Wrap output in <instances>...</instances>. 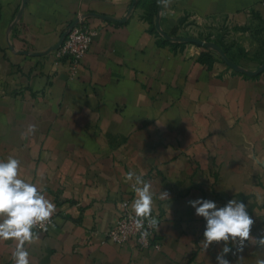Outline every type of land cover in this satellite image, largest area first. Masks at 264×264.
<instances>
[{"label": "crops", "instance_id": "obj_1", "mask_svg": "<svg viewBox=\"0 0 264 264\" xmlns=\"http://www.w3.org/2000/svg\"><path fill=\"white\" fill-rule=\"evenodd\" d=\"M0 0V159L56 205L53 224L26 244L30 264H217L206 251V221L187 202L248 205L264 232V70H236L215 50L169 40L182 18L264 26V0ZM171 13V14H170ZM83 17L97 29L76 74L54 46ZM253 54L258 42L239 32ZM157 121L161 124H158ZM36 125L25 134L28 124ZM143 172L157 193L159 248L118 244L107 231ZM167 191L169 199H159ZM16 241L0 239V264H14ZM226 258L256 264L249 245Z\"/></svg>", "mask_w": 264, "mask_h": 264}, {"label": "clouds", "instance_id": "obj_2", "mask_svg": "<svg viewBox=\"0 0 264 264\" xmlns=\"http://www.w3.org/2000/svg\"><path fill=\"white\" fill-rule=\"evenodd\" d=\"M160 3L162 7H167L170 0H160ZM35 131L36 125L30 123L25 134ZM21 169V161L14 156L0 159V239L16 241L12 253L14 264H30L26 244L30 245L39 238L35 228L47 231L56 205L46 197L43 187L25 178ZM125 181L131 182L135 193L132 203L135 227L140 231L141 238L146 239L149 232L145 230V221L148 228L159 226L153 216L157 193L153 191L152 184L144 179L143 172L130 170L125 175ZM169 198L167 191H160L159 199ZM187 203L195 209L197 216L206 221L201 241L203 249L206 251L214 242L222 244L216 256L217 264H232L226 258L227 254L236 255L249 245L264 249V232L258 237L252 235L255 221L243 201L233 198L218 206L214 200L201 197ZM256 264H264V259H257Z\"/></svg>", "mask_w": 264, "mask_h": 264}, {"label": "built area", "instance_id": "obj_3", "mask_svg": "<svg viewBox=\"0 0 264 264\" xmlns=\"http://www.w3.org/2000/svg\"><path fill=\"white\" fill-rule=\"evenodd\" d=\"M68 33L62 45L56 49L55 56L57 62L68 60L70 62L71 73L76 74L82 60L90 50L94 36L97 34V29L85 22L83 17H80L78 22L71 28H68ZM134 212L128 200H124L121 204L119 216L107 231V237L118 244H131L137 250H145L151 247L159 248L160 244L156 241V228H148L145 221V230L149 232L146 239L141 238L140 231L137 230L134 223ZM153 216L158 220L157 216ZM53 224L54 218H51ZM34 231L38 234H45L47 231L37 227Z\"/></svg>", "mask_w": 264, "mask_h": 264}, {"label": "rangeland", "instance_id": "obj_4", "mask_svg": "<svg viewBox=\"0 0 264 264\" xmlns=\"http://www.w3.org/2000/svg\"><path fill=\"white\" fill-rule=\"evenodd\" d=\"M241 31L251 33L252 38L258 42L259 49L255 53L251 54L247 46L242 44L238 36ZM177 34V36H192L222 45L230 57L237 61L236 64L246 61H254L258 64L263 62L264 64V26L246 25L239 27L215 19L182 18L177 28ZM226 55L228 57V54Z\"/></svg>", "mask_w": 264, "mask_h": 264}, {"label": "water", "instance_id": "obj_5", "mask_svg": "<svg viewBox=\"0 0 264 264\" xmlns=\"http://www.w3.org/2000/svg\"><path fill=\"white\" fill-rule=\"evenodd\" d=\"M135 3H136V0H134V3H133V5L131 6V8L130 9H132L133 7H134V5H135ZM77 23V22H76ZM75 23V24H76ZM75 24H73L72 26H71V28L75 25ZM156 27L158 28V30L161 32V34H163V36L165 37V38H167V39H169V40H172V41H176V42H184V43H194V44H197V45H199V46H202V47H204V48H208V49H213V50H215L216 52H218L219 54H220V56L222 57V59L224 60V62L226 63V64H228L230 67H232V68H234V69H236V70H241V68H240V66L238 65V64H236V63H234L232 60H230L228 57H227V55H226V53L224 52V50L218 45V44H216L215 42H209V41H205V40H202V39H200V38H197V37H192V36H171V35H169V34H167L161 27H160V19L158 18L157 19V22H156ZM67 33H68V31H66L63 35H62V37H61V39H60V41L58 42V44L56 45V46H54V48L52 49V50H56V49H58L61 45H62V43H63V41H64V39L66 38V36H67ZM264 70V64H262L257 70H255V71H245L247 74H250V75H254V74H258V73H260V72H262Z\"/></svg>", "mask_w": 264, "mask_h": 264}, {"label": "trees", "instance_id": "obj_6", "mask_svg": "<svg viewBox=\"0 0 264 264\" xmlns=\"http://www.w3.org/2000/svg\"><path fill=\"white\" fill-rule=\"evenodd\" d=\"M218 45H219V44H218ZM219 46H220V45H219ZM220 47L226 52V54H228V57H229L233 62L237 63V61H235L234 59H232V58L230 57L228 51H227L222 45H221ZM259 63L263 64V62H259Z\"/></svg>", "mask_w": 264, "mask_h": 264}]
</instances>
